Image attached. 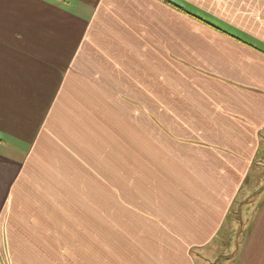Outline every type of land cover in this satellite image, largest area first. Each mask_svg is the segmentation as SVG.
I'll return each mask as SVG.
<instances>
[{
	"label": "crops",
	"instance_id": "0c3cea01",
	"mask_svg": "<svg viewBox=\"0 0 264 264\" xmlns=\"http://www.w3.org/2000/svg\"><path fill=\"white\" fill-rule=\"evenodd\" d=\"M180 1L249 43L162 0H0V264L207 261L263 150L264 0ZM251 201L234 264H264Z\"/></svg>",
	"mask_w": 264,
	"mask_h": 264
},
{
	"label": "rangeland",
	"instance_id": "374dc122",
	"mask_svg": "<svg viewBox=\"0 0 264 264\" xmlns=\"http://www.w3.org/2000/svg\"><path fill=\"white\" fill-rule=\"evenodd\" d=\"M264 143V139H263ZM264 182V144L263 150L257 158L256 168L251 172L250 179L243 187L240 196L232 204L230 215L225 220L224 232L219 235L218 241H210V245L206 249H200L207 259L204 261L197 255L199 264H234L228 261L230 256L238 253L239 248L245 243L247 238V227L250 224L252 217L250 214L255 211V203L250 202L262 187ZM261 186V187H260ZM256 189V190H255ZM260 192V191H259ZM258 192V193H259ZM118 236V235H113Z\"/></svg>",
	"mask_w": 264,
	"mask_h": 264
},
{
	"label": "trees",
	"instance_id": "16d2710c",
	"mask_svg": "<svg viewBox=\"0 0 264 264\" xmlns=\"http://www.w3.org/2000/svg\"><path fill=\"white\" fill-rule=\"evenodd\" d=\"M162 1L166 2L167 4H169L170 6L174 7L175 9H178V10L184 11V12H187V13H189V14H191V15H193V16L201 19V20H203L205 23H207V24H209V25H211V26H213V27H215V28H217V29H219V30H221V31H223V32H225V33L233 36L234 38H236L238 40H242L244 42L249 43L244 38H241L240 36L235 35L232 32H230V30H229L230 27H228V25H226V24L223 25L220 21H218V20H216L214 18H211V17L208 20V19H206L204 17L199 16L198 14L195 13L194 10H190L189 8L185 7L184 4L180 0H162ZM251 45H253V44H251ZM263 187L264 186H262L261 188H263ZM259 191H261V189ZM259 191H257L256 194Z\"/></svg>",
	"mask_w": 264,
	"mask_h": 264
}]
</instances>
